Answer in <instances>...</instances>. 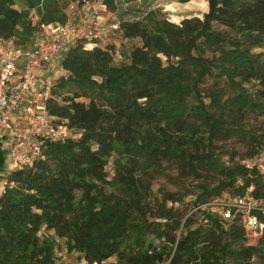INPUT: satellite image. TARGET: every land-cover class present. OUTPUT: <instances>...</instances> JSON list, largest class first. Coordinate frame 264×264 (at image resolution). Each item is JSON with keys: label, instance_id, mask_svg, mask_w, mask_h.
<instances>
[{"label": "trees", "instance_id": "trees-1", "mask_svg": "<svg viewBox=\"0 0 264 264\" xmlns=\"http://www.w3.org/2000/svg\"><path fill=\"white\" fill-rule=\"evenodd\" d=\"M209 1L204 19L179 25L156 9L120 19L124 38L140 42L127 61L114 46L84 42L65 54L48 113L81 137L47 140L44 160L4 177L0 264H53L57 241L96 264H264V233L252 238L238 220L202 209L186 216L183 197L153 198L146 180L175 161L203 181L184 195H195L194 208L262 186L244 162L264 148V0ZM104 3L112 18L117 1ZM27 4L0 0V38L20 47L36 31L34 9L63 22L69 2ZM206 76L224 85L203 96L197 81ZM5 163L0 149L1 174Z\"/></svg>", "mask_w": 264, "mask_h": 264}, {"label": "built area", "instance_id": "built-area-1", "mask_svg": "<svg viewBox=\"0 0 264 264\" xmlns=\"http://www.w3.org/2000/svg\"><path fill=\"white\" fill-rule=\"evenodd\" d=\"M68 2L63 22H44L35 9L31 12L36 31L27 47L17 45L14 38H0V149L10 171L44 160L43 144L47 140L81 137L48 113L53 80L64 76L60 63L72 47L80 42L86 48L104 47L101 42L122 34L120 22L112 21L104 0ZM114 58L124 61L117 50ZM244 164L256 171L261 187L250 185L242 194L209 200L194 211L204 209L228 222L238 220L249 236L260 238L264 233V148ZM71 255L56 258L53 264H96L77 253Z\"/></svg>", "mask_w": 264, "mask_h": 264}, {"label": "rangeland", "instance_id": "rangeland-1", "mask_svg": "<svg viewBox=\"0 0 264 264\" xmlns=\"http://www.w3.org/2000/svg\"><path fill=\"white\" fill-rule=\"evenodd\" d=\"M117 1V11L112 17V21H119L120 19L130 20L137 19L142 15L145 10L156 9L161 10L172 23L179 25L182 20L187 18H199L204 19L205 15L209 12L210 1L209 0H191L187 3H181L180 0H116ZM16 7L20 11L28 10L27 0H17ZM65 9L66 5H60L59 9ZM66 10V9H65ZM64 10V12H65ZM39 15V14H38ZM110 15V13H109ZM41 16V15H39ZM214 28L218 30H223L226 32V27L218 23H214ZM109 37L107 42H101V46H114L116 50L122 55L124 61L128 60L130 51L134 46L139 45L138 40H128L124 38L123 34H116ZM259 51V50H257ZM206 57L211 58L212 54H206ZM194 76V73L192 74ZM47 77V76H46ZM45 78V76H44ZM58 79V78H57ZM53 80V83L57 81ZM218 78L214 76H206L203 80L197 81L199 84V90L203 96L210 93V90L217 84L224 85V83L219 80L215 82ZM233 145L227 143L223 145L224 149H231ZM243 150L238 147V150ZM112 164L109 165L108 171L113 174ZM9 165L5 163L4 172L0 173V196L5 183V176L9 173ZM2 176V177H1ZM146 180L151 185L152 197L162 198L163 194H177L184 198V202L188 205L186 216H192V210H194L195 195H189L184 197L185 194H190L191 192H198V184L201 180L196 179L188 172L182 171L180 166L175 161H164L162 162V169L160 172L147 177ZM121 196L123 193L117 191ZM177 207L181 205L177 204ZM194 208V209H193ZM204 210V209H202ZM194 222L197 220L198 216L192 217ZM54 238V237H53ZM57 241V240H56ZM253 243V240H252ZM255 243V242H254ZM56 258H72V255L67 252L62 241H57L56 243ZM111 261H114L112 259ZM254 263H257L256 258L253 259Z\"/></svg>", "mask_w": 264, "mask_h": 264}, {"label": "crops", "instance_id": "crops-1", "mask_svg": "<svg viewBox=\"0 0 264 264\" xmlns=\"http://www.w3.org/2000/svg\"><path fill=\"white\" fill-rule=\"evenodd\" d=\"M3 188V187H2Z\"/></svg>", "mask_w": 264, "mask_h": 264}]
</instances>
